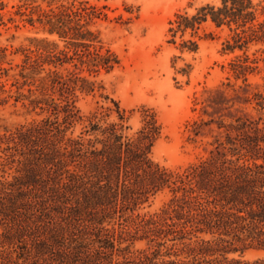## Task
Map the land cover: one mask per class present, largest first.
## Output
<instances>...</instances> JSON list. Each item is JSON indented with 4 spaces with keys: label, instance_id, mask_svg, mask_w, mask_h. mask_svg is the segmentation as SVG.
<instances>
[{
    "label": "trees",
    "instance_id": "obj_1",
    "mask_svg": "<svg viewBox=\"0 0 264 264\" xmlns=\"http://www.w3.org/2000/svg\"><path fill=\"white\" fill-rule=\"evenodd\" d=\"M12 7L18 19L7 21L33 35L8 67L0 46V90L15 87V102L44 115L0 133V264H264L231 256L264 250V0L207 2L168 21L167 42L181 51L196 52L209 23L226 28L221 49L233 53L228 81L196 98L200 112L188 122V139L211 136L210 147L179 168L150 155L155 114L142 107L141 126L126 134V110L94 79L120 64L98 27L106 6ZM256 75L261 82L249 80ZM96 93L112 105L83 114L79 96ZM160 192L158 210L138 212ZM138 241L146 246L134 248Z\"/></svg>",
    "mask_w": 264,
    "mask_h": 264
},
{
    "label": "rangeland",
    "instance_id": "obj_2",
    "mask_svg": "<svg viewBox=\"0 0 264 264\" xmlns=\"http://www.w3.org/2000/svg\"><path fill=\"white\" fill-rule=\"evenodd\" d=\"M99 6H106L109 18L98 23L103 41L120 58V64L112 71L101 72L94 79L102 85V94L117 101L126 110L128 116L125 125L126 134H132L141 126V108H147L155 114L160 126V135L151 148V157L168 168H179L196 161L205 154L211 136H198L195 141L188 139V122L199 114V104L209 89L220 86L228 80V61L233 53L222 51V42L226 37V28H215L205 23L199 30L201 39L196 52L179 50L175 44L167 42L168 21L177 11L195 12L204 3H219V0H89ZM19 0H0V12L5 25H0V46L6 47L3 66L8 67L21 60L22 54L17 51L22 46L30 45L33 35L27 28L16 21H7L15 10L12 5ZM1 6L3 7L1 9ZM19 23V27H15ZM212 32V35L208 33ZM189 34L185 35L188 38ZM176 41H179L177 38ZM15 71L11 70L10 74ZM251 82H261L259 75L250 76ZM234 83L233 77L229 79ZM10 80L5 86L9 89ZM236 84H241L237 80ZM11 92L0 90V133L13 129L19 124L32 119H40L44 114L30 112L23 103L15 102V87ZM27 94L26 89L21 90ZM231 92V88H228ZM12 94V97H7ZM6 97V101L3 99ZM101 105H112L98 93L81 95L77 106L83 114L99 108ZM193 108H196L195 110ZM114 114L108 120L114 119ZM208 118L207 115H203ZM264 122V116H263ZM83 125L76 123L73 133L77 134ZM166 192L155 195L144 204L139 213L154 212L166 200ZM146 246L145 241H138L134 248ZM231 256L242 260L253 261L264 258V250L248 249L242 254Z\"/></svg>",
    "mask_w": 264,
    "mask_h": 264
}]
</instances>
